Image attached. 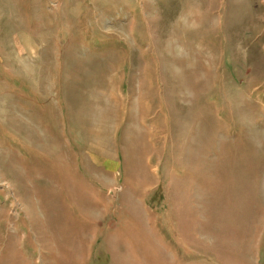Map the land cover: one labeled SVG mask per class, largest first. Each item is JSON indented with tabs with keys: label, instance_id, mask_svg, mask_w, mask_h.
<instances>
[{
	"label": "rangeland",
	"instance_id": "rangeland-1",
	"mask_svg": "<svg viewBox=\"0 0 264 264\" xmlns=\"http://www.w3.org/2000/svg\"><path fill=\"white\" fill-rule=\"evenodd\" d=\"M0 264H264V0H0Z\"/></svg>",
	"mask_w": 264,
	"mask_h": 264
}]
</instances>
